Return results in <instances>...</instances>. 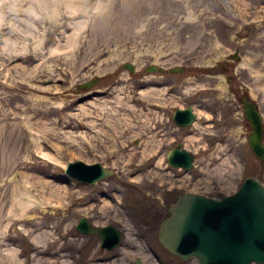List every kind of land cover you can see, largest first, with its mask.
<instances>
[{
  "label": "rangeland",
  "instance_id": "1",
  "mask_svg": "<svg viewBox=\"0 0 264 264\" xmlns=\"http://www.w3.org/2000/svg\"><path fill=\"white\" fill-rule=\"evenodd\" d=\"M245 94L264 117V0H0V264L11 263L7 253L16 264H200L167 251L160 227L186 193L222 199L247 177L264 184ZM189 107L197 121L179 127L173 113ZM108 108L157 127L160 145L143 155L131 132L118 150L102 147L88 125L100 127ZM150 108H161L162 123ZM39 135L57 162L37 156ZM181 143L195 156L191 172L168 164ZM79 161L115 175L72 182L65 166ZM81 218L117 228L121 244L102 249L96 234L76 231Z\"/></svg>",
  "mask_w": 264,
  "mask_h": 264
},
{
  "label": "water",
  "instance_id": "2",
  "mask_svg": "<svg viewBox=\"0 0 264 264\" xmlns=\"http://www.w3.org/2000/svg\"><path fill=\"white\" fill-rule=\"evenodd\" d=\"M124 69L136 73L133 64ZM164 74L156 66L146 69ZM184 67L172 69V74L185 72ZM100 83L99 78L79 85V90L90 91ZM252 133L248 144L255 157L264 163V117L258 104L248 95L239 99ZM173 120L188 128L197 121L193 107L176 110ZM168 164L175 169L191 172L195 156L183 144L167 153ZM66 176L89 186L115 175L101 164L69 163ZM76 231L83 235L96 234L104 250L113 251L121 244V233L113 226L95 228L87 218H81ZM159 242L182 261L197 258L200 264H264V184L247 177L239 191L220 200L205 195L186 193L179 197L162 222ZM139 264V262H138Z\"/></svg>",
  "mask_w": 264,
  "mask_h": 264
},
{
  "label": "bare ground",
  "instance_id": "3",
  "mask_svg": "<svg viewBox=\"0 0 264 264\" xmlns=\"http://www.w3.org/2000/svg\"><path fill=\"white\" fill-rule=\"evenodd\" d=\"M136 69V68H135ZM165 70V69H164ZM186 71V70H185ZM165 73H166V70H165ZM150 92H153V91H150ZM147 94V93H146ZM148 95H149V93H148ZM102 96H107V95H105L104 93L102 94ZM149 97H150V95H149ZM151 98H155L154 97V95L152 94V96H151ZM118 104H120L119 102H117ZM154 105V104H153ZM60 106H62V105H60ZM153 107V106H152ZM35 109H36V107H35ZM109 110H112V109H110V108H108ZM105 108H102L101 109V111L102 112H105ZM177 110H179V109H177ZM181 110H183V109H181ZM175 112V111H174ZM193 112H194V109H193ZM85 114L88 116V115H90V113L87 111V110H85ZM148 116L150 117V118H152L151 119V121H153V123L154 124H159V123H162V120H163V117H162V111H161V108H153V109H149L148 110ZM194 114H195V112H194ZM107 116H106V120L100 125V127L98 126V127H96L95 126V123L93 122L92 124H90V125H88L90 128H92V129H97V133H99V137H100V145H102V147H104L105 145H106V143L108 142V141H113V142H115L114 144H115V149L116 150H118V145H120V144H118L117 145V143L119 142V140L122 138V137H124L123 136V134L122 133H124L125 135L126 134H129V133H131V132H134V136L135 137H140V138H142L144 141H143V144L145 143V145L143 146L144 147V150H143V152L142 153H144V151H146V152H153V150H156V148L160 145L159 144V142L160 141H158V138L159 137H161L162 138V136H163V134H162V131H158V129H157V127H152L151 128V130H150V132L148 131V130H146V129H140V128H138V122H136V121H134V120H132V119H130V118H126L124 115H122L118 110H112V111H109L108 112V114H106ZM173 115H174V113H173ZM196 115V114H195ZM142 116V115H141ZM128 117V116H127ZM117 118V119H116ZM140 117H138V119H139ZM172 118H173V116H172ZM112 119H115V121H111ZM128 122L127 124H126V129L124 130V131H120L119 130V126H118V124L120 123V122ZM174 121V120H173ZM175 122V121H174ZM121 124V123H120ZM194 124H195V122L193 123V125L192 126H194ZM176 125H177V123H176ZM27 126V125H26ZM191 126V127H192ZM138 128V129H137ZM182 128H184V127H182ZM188 128H190V127H188ZM28 129L29 130H32L33 129V126H32V124H30V125H28ZM135 130V131H134ZM41 136H43V135H39V142H38V150H37V156L38 157H41V158H43V159H45V160H48V161H51V162H57L58 160H57V158L56 157H54V156H52V155H50V154H48V153H45L44 151H43V145H45L46 144V141H43L42 139H41ZM115 138H116V141H115ZM121 143V146L123 147V148H126V147H128L127 146V143L128 142H120ZM124 143V144H123ZM149 147H150V150H148L149 149ZM53 151H55V152H57V150H53ZM57 155L59 154L58 152L56 153ZM143 155H145V153L143 154ZM135 156V155H134ZM167 156V155H166ZM149 162V161H148ZM76 163V162H75ZM143 166V163H141V167ZM104 167V166H103ZM194 167H195V160H194ZM65 168H66V166H65ZM105 168V167H104ZM106 169V168H105ZM194 169V168H193ZM110 171V170H109ZM106 180V179H105ZM73 182H75V181H73ZM101 182H103V181H101ZM99 183V182H98ZM97 183V184H98ZM96 184V185H97ZM95 186V185H94ZM206 196V195H205ZM207 197H209V196H207ZM211 198H213V197H211ZM214 199H217V198H214ZM217 200H220V199H217ZM33 200H31V202H32ZM34 202V201H33ZM24 203V201L23 202H21V204H23ZM31 205V204H30ZM7 255H9V257H10V259H11V263L10 264H16V262L14 261V254L12 253V254H8L7 253ZM138 262H139V264H141V261H139V260H137V262H136V264H138Z\"/></svg>",
  "mask_w": 264,
  "mask_h": 264
},
{
  "label": "flooded vegetation",
  "instance_id": "4",
  "mask_svg": "<svg viewBox=\"0 0 264 264\" xmlns=\"http://www.w3.org/2000/svg\"><path fill=\"white\" fill-rule=\"evenodd\" d=\"M169 72L171 73V70ZM164 74H166V73H164Z\"/></svg>",
  "mask_w": 264,
  "mask_h": 264
}]
</instances>
